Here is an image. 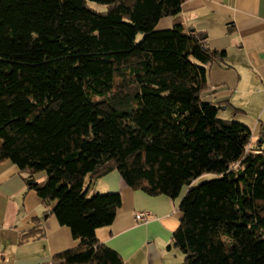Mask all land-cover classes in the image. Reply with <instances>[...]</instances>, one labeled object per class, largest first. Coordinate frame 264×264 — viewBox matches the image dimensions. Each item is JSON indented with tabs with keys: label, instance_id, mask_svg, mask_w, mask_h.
<instances>
[{
	"label": "trees",
	"instance_id": "16d2710c",
	"mask_svg": "<svg viewBox=\"0 0 264 264\" xmlns=\"http://www.w3.org/2000/svg\"><path fill=\"white\" fill-rule=\"evenodd\" d=\"M183 1L0 0V159L44 172L29 187L80 240L60 263L123 264L95 235L120 194L87 187L116 170L149 195L186 186L180 264H264V128L247 148L250 130L202 98L225 51L183 25ZM164 16L173 25L156 29Z\"/></svg>",
	"mask_w": 264,
	"mask_h": 264
},
{
	"label": "crops",
	"instance_id": "0c3cea01",
	"mask_svg": "<svg viewBox=\"0 0 264 264\" xmlns=\"http://www.w3.org/2000/svg\"><path fill=\"white\" fill-rule=\"evenodd\" d=\"M179 18L204 37L207 47L225 51L222 61L206 65L208 90L202 98L218 103V116L230 110L219 117L250 130L249 148L264 128V0H184ZM173 23L172 16H164L155 28L167 29ZM31 178L41 181L44 172ZM28 179L9 159H0V264H63L55 255L77 248L80 240L51 212L55 201L46 205ZM87 184L89 194H120L113 221L96 228L95 235L123 264H176L183 259L172 233L180 223L186 186L175 198L149 195L129 187L116 170ZM138 211H148V219L137 221Z\"/></svg>",
	"mask_w": 264,
	"mask_h": 264
},
{
	"label": "rangeland",
	"instance_id": "374dc122",
	"mask_svg": "<svg viewBox=\"0 0 264 264\" xmlns=\"http://www.w3.org/2000/svg\"><path fill=\"white\" fill-rule=\"evenodd\" d=\"M90 7L99 10V11H103L106 9V6L104 4H99V3H95V2H89ZM142 38V34L141 33H137L136 37H135V42H138L140 39ZM230 110L226 111L225 113H221L219 112V116H224L227 115L229 113ZM199 177V178H198ZM196 179V181L194 182V185H198L203 181L209 180L211 178L214 177V175L210 174V173H204L201 174L200 176H198ZM183 260V259H182ZM182 260L178 261L176 264H180L182 262Z\"/></svg>",
	"mask_w": 264,
	"mask_h": 264
},
{
	"label": "built area",
	"instance_id": "2783aa9c",
	"mask_svg": "<svg viewBox=\"0 0 264 264\" xmlns=\"http://www.w3.org/2000/svg\"><path fill=\"white\" fill-rule=\"evenodd\" d=\"M149 212L148 211H138L135 213V219L139 222H144L148 219Z\"/></svg>",
	"mask_w": 264,
	"mask_h": 264
},
{
	"label": "water",
	"instance_id": "95a60500",
	"mask_svg": "<svg viewBox=\"0 0 264 264\" xmlns=\"http://www.w3.org/2000/svg\"><path fill=\"white\" fill-rule=\"evenodd\" d=\"M192 30V29H191ZM27 183H33V178H29L28 180H27Z\"/></svg>",
	"mask_w": 264,
	"mask_h": 264
}]
</instances>
